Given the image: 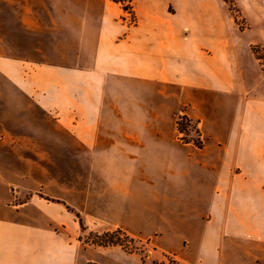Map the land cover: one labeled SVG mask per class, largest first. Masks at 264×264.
I'll return each mask as SVG.
<instances>
[{
  "label": "crops",
  "instance_id": "1",
  "mask_svg": "<svg viewBox=\"0 0 264 264\" xmlns=\"http://www.w3.org/2000/svg\"><path fill=\"white\" fill-rule=\"evenodd\" d=\"M97 1L79 3L71 30L82 64L100 74L94 129L115 140L69 148L90 164L82 199L78 189L70 205L33 195L22 208L8 185L32 188L28 161L18 166L11 142L0 143V264H144L82 244L67 205L179 264H264V0H234L237 19L222 0H135L131 30L118 7ZM182 111L203 149L179 140ZM12 124L5 137L30 148L28 130Z\"/></svg>",
  "mask_w": 264,
  "mask_h": 264
},
{
  "label": "rangeland",
  "instance_id": "2",
  "mask_svg": "<svg viewBox=\"0 0 264 264\" xmlns=\"http://www.w3.org/2000/svg\"><path fill=\"white\" fill-rule=\"evenodd\" d=\"M134 1L100 2L118 7L120 21L131 30L138 19ZM81 2L91 8L98 3L97 0H0V143L11 142L14 148L5 149L13 154L18 166L19 160L28 161V179L34 182L30 190L18 183L8 185L12 195L10 205L15 208H22L33 195L52 201L62 198L69 204L76 189V199H82L90 164L83 154L77 153V159L71 157L69 148H89L86 142L93 138L92 148L106 139L115 140L106 137V128L94 129L99 124L90 111L91 100L98 99L100 91L91 86L100 80L96 76L100 74H92L82 64L79 41L75 39L79 34L71 30L76 28L73 11ZM222 2L237 19L235 1ZM238 23L241 25L242 21ZM258 57L264 65V54L258 52ZM11 118L15 132L21 127L28 130L23 139L30 148H16L20 137H5V131L11 128L8 125ZM176 128L183 144L204 148L198 122L189 118L186 111L176 114ZM43 202L46 208L51 206L48 201ZM69 205L68 210L79 219L78 240L85 246L117 249L144 264H176L174 256L158 251L150 240L132 237L121 229L107 230L94 220L88 222ZM112 233L111 239L104 238Z\"/></svg>",
  "mask_w": 264,
  "mask_h": 264
},
{
  "label": "trees",
  "instance_id": "3",
  "mask_svg": "<svg viewBox=\"0 0 264 264\" xmlns=\"http://www.w3.org/2000/svg\"><path fill=\"white\" fill-rule=\"evenodd\" d=\"M199 146H201V144L199 143ZM82 225V224H81ZM114 234L112 233V234H106L105 236H104V238H106V237H109L110 239H111V237L113 236ZM115 235H117L116 233H115ZM114 237V236H113ZM107 240H109V239H107ZM111 241V240H110ZM103 246H107V245H103ZM175 263L176 264H178V262H176L175 261Z\"/></svg>",
  "mask_w": 264,
  "mask_h": 264
}]
</instances>
